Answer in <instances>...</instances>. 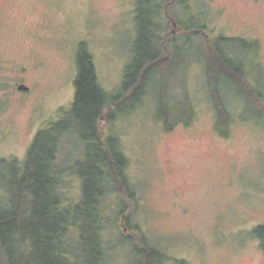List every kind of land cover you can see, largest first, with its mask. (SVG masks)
<instances>
[{
    "label": "rangeland",
    "instance_id": "rangeland-1",
    "mask_svg": "<svg viewBox=\"0 0 264 264\" xmlns=\"http://www.w3.org/2000/svg\"><path fill=\"white\" fill-rule=\"evenodd\" d=\"M136 3L0 0V157L7 161L0 165V175L4 181L21 176H13L10 161L17 159L22 166L38 132L59 121L63 108L71 107L82 46L93 57L102 87L119 93L125 69L139 50ZM176 4L165 9L169 29L163 33L168 48L164 55L174 58L178 51L175 65L167 68L171 72L167 87L154 75L144 94L123 101L112 120H101L100 131L103 137L119 139L137 194L133 202L126 198L134 212L132 223L140 226L151 247L167 255L163 264H264L261 240L252 234L264 224V118L254 114L258 107L264 108V96L255 100L260 102L258 107L253 106L236 88L223 85L231 121L228 135H222L203 51L218 37L247 40L253 46L248 50L237 42L227 47L236 50L247 64L249 80L264 94V0ZM187 9L194 15H187ZM195 15L196 27H203L198 36L182 32L176 20ZM21 84L29 88L20 90ZM162 96L175 105L178 118L189 117L190 103L192 121L166 130L156 117ZM61 141V194L65 203L75 204L82 198V179L76 171L87 169L83 166L86 146L73 129ZM6 198L1 182L0 201ZM119 203L120 195L115 193L102 199L104 216L113 218ZM119 225L124 230L122 218ZM125 232L132 234L133 229ZM104 236L109 258L116 264L146 260L134 251L135 243L117 242L114 229L107 228Z\"/></svg>",
    "mask_w": 264,
    "mask_h": 264
},
{
    "label": "trees",
    "instance_id": "trees-1",
    "mask_svg": "<svg viewBox=\"0 0 264 264\" xmlns=\"http://www.w3.org/2000/svg\"><path fill=\"white\" fill-rule=\"evenodd\" d=\"M154 1H138L139 50L125 69L119 93L111 94L102 87L93 57L82 46L77 57L78 74L71 107L63 108V117L59 121L38 132L22 166L17 159L10 161L13 176L21 174L19 178L6 182L0 175V183L7 190V198L0 201V264H116L109 258L111 252L104 236L107 228L115 230L117 242L135 243L134 251L146 259L137 264H163L167 259L165 253L151 247L140 226L133 225L134 212L126 198L133 202L137 194L127 175L128 158L118 138L103 137L100 131L101 120H112L113 113L123 101L144 94L154 75H158L165 85L163 87H167L170 81L169 70L176 63L178 51L175 50L174 58L164 55L168 48L163 44V33L169 29V23L160 17L159 6L155 8ZM176 21L180 30L187 34L191 32V35L198 36L203 28L196 27L197 16ZM214 41L203 51L207 55L206 75L218 116L217 129L225 136L229 132L231 114L222 93L223 85L236 88L246 103L253 101L252 105L257 107L260 102L255 100L261 101L264 94L259 93L249 80L247 64L239 59L236 50L227 47L230 42H237L248 50L252 44L241 38L223 36ZM140 103L141 100L137 105ZM187 105L189 117L178 118L173 112L175 105L162 96L158 99L156 117L163 121L166 130H171L179 122L188 124L194 112L192 105ZM254 114L264 118V108L258 107ZM71 129L86 146L83 166L87 169L76 171L82 179V198L75 204L65 203L62 197L60 181L64 168L58 169L61 139ZM6 162L0 157V165ZM114 193L120 195L119 208L113 218H106L102 199ZM120 218L124 230L133 229L132 234L121 230ZM70 230L74 231L72 236ZM252 234L261 240L264 248V224L255 227ZM147 252H151L149 257H145ZM178 263L185 264V261Z\"/></svg>",
    "mask_w": 264,
    "mask_h": 264
},
{
    "label": "flooded vegetation",
    "instance_id": "flooded-vegetation-1",
    "mask_svg": "<svg viewBox=\"0 0 264 264\" xmlns=\"http://www.w3.org/2000/svg\"><path fill=\"white\" fill-rule=\"evenodd\" d=\"M138 1L139 0H137V3H136V8L137 9H138ZM155 1H154L155 3H153V5H154L155 8H156V6H159L158 12H159L160 17H163V18H166V19L169 17V15L167 13H165V9H167V6H170L173 3H177L175 6H179V5L182 6L185 3V0H163L162 5H160L158 3V1H160V0H155ZM189 13H191V10H188L187 15H189ZM191 15H194V14L191 13ZM195 16H197V15H195ZM260 246H261L262 252L264 254V248L262 246V243L260 244Z\"/></svg>",
    "mask_w": 264,
    "mask_h": 264
},
{
    "label": "water",
    "instance_id": "water-1",
    "mask_svg": "<svg viewBox=\"0 0 264 264\" xmlns=\"http://www.w3.org/2000/svg\"><path fill=\"white\" fill-rule=\"evenodd\" d=\"M18 88L20 90H27L29 87L27 85H25V84H21V85L18 86Z\"/></svg>",
    "mask_w": 264,
    "mask_h": 264
}]
</instances>
